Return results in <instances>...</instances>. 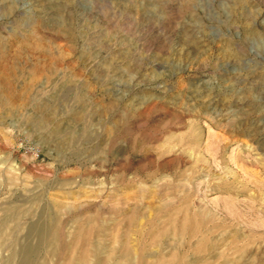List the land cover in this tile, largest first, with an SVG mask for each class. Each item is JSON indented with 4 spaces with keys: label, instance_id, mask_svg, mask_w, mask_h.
Listing matches in <instances>:
<instances>
[{
    "label": "rangeland",
    "instance_id": "1",
    "mask_svg": "<svg viewBox=\"0 0 264 264\" xmlns=\"http://www.w3.org/2000/svg\"><path fill=\"white\" fill-rule=\"evenodd\" d=\"M0 264H264V0H0Z\"/></svg>",
    "mask_w": 264,
    "mask_h": 264
},
{
    "label": "bare ground",
    "instance_id": "2",
    "mask_svg": "<svg viewBox=\"0 0 264 264\" xmlns=\"http://www.w3.org/2000/svg\"><path fill=\"white\" fill-rule=\"evenodd\" d=\"M99 229H100V228H99ZM99 231H100V230H99ZM99 231H98V232H99ZM45 237H46V236H45ZM95 250H96V249H95ZM30 255H31V254H30ZM26 258H27V257H26ZM23 261H24V260H23ZM26 261H27V260H26ZM26 261H25V262H26ZM28 261H30V260H28ZM28 261H27V262H28Z\"/></svg>",
    "mask_w": 264,
    "mask_h": 264
}]
</instances>
